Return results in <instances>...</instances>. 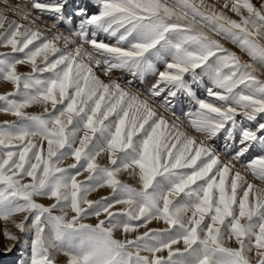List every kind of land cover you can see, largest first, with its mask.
Returning <instances> with one entry per match:
<instances>
[{
    "label": "rangeland",
    "instance_id": "1",
    "mask_svg": "<svg viewBox=\"0 0 264 264\" xmlns=\"http://www.w3.org/2000/svg\"><path fill=\"white\" fill-rule=\"evenodd\" d=\"M0 264H264V0H0Z\"/></svg>",
    "mask_w": 264,
    "mask_h": 264
}]
</instances>
